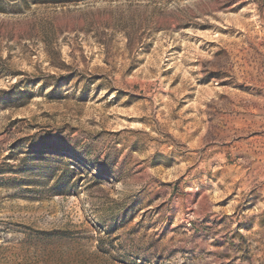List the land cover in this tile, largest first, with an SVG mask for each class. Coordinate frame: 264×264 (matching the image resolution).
Masks as SVG:
<instances>
[{
	"label": "rangeland",
	"instance_id": "rangeland-1",
	"mask_svg": "<svg viewBox=\"0 0 264 264\" xmlns=\"http://www.w3.org/2000/svg\"><path fill=\"white\" fill-rule=\"evenodd\" d=\"M1 0L0 264H264V0Z\"/></svg>",
	"mask_w": 264,
	"mask_h": 264
},
{
	"label": "trees",
	"instance_id": "trees-1",
	"mask_svg": "<svg viewBox=\"0 0 264 264\" xmlns=\"http://www.w3.org/2000/svg\"><path fill=\"white\" fill-rule=\"evenodd\" d=\"M21 3H23L24 5H28V4H64L67 1L66 0H17ZM0 4H1V0H0ZM0 10H1V5H0Z\"/></svg>",
	"mask_w": 264,
	"mask_h": 264
}]
</instances>
